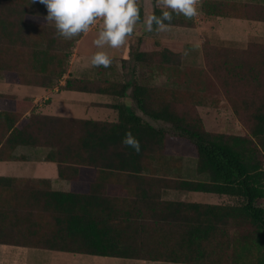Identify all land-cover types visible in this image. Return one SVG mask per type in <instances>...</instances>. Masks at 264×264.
Returning a JSON list of instances; mask_svg holds the SVG:
<instances>
[{"label": "trees", "instance_id": "obj_1", "mask_svg": "<svg viewBox=\"0 0 264 264\" xmlns=\"http://www.w3.org/2000/svg\"><path fill=\"white\" fill-rule=\"evenodd\" d=\"M104 0H0V77L6 82L68 90L111 93L116 85L101 77L67 76L75 41L40 17L76 18L74 3L98 7ZM262 5L247 1L203 0L208 15L264 19ZM69 7V8H68ZM93 11V10H92ZM116 17L141 21L144 8L120 0ZM91 14L76 19L87 20ZM152 32L164 25L191 26L176 8L156 5ZM142 37L132 56L148 61ZM154 55L164 66H178L182 43L154 41ZM227 54L231 61H219ZM207 74L226 92L246 134L211 132L197 116L188 119L180 99L153 100L134 96L141 111L113 104L115 120L46 114L33 98L0 91V160L14 159L20 145L47 147L69 190L52 187L51 179L0 175V242L104 256L195 264H264V45L205 48ZM152 59L149 61L151 62ZM108 59L97 62L100 69ZM153 63V62H152ZM194 74V70H189ZM124 88L125 84H122ZM137 85L134 86V91ZM117 95H123L118 91ZM203 104L198 101L196 104ZM154 120L170 123L157 127ZM191 155L206 179L157 174L155 161ZM81 166L95 168L92 179ZM119 187L123 192L111 191ZM227 194L238 203L166 199V189ZM251 223L261 230L253 243L237 229ZM256 251V256L247 262Z\"/></svg>", "mask_w": 264, "mask_h": 264}, {"label": "rangeland", "instance_id": "obj_2", "mask_svg": "<svg viewBox=\"0 0 264 264\" xmlns=\"http://www.w3.org/2000/svg\"><path fill=\"white\" fill-rule=\"evenodd\" d=\"M202 1L198 0L196 3H189L187 0H157L156 5H163L166 7L176 8L178 11L182 12L188 20L192 22L191 26H178V25H164L158 31L152 32L149 25V19L145 20L143 18V24L141 26V35L131 41L132 48L134 51L139 45V38L142 37L144 40L145 47L150 50V56H148V61L137 62L134 60L132 54L127 56L126 60L123 62L128 65L134 64L133 70L126 71L124 76L126 80H135V82L145 81L152 82L150 85V90L156 94V98L153 100L154 105L161 104L162 101L180 99L177 104L186 109V114L188 119L191 120L197 116H200L204 125V128L211 132H222L226 134H246V128L242 123L241 119L233 110L226 92L223 90L219 81H216L214 77L210 78H199L196 76L198 71L204 70L201 74H207L209 66L206 64L205 59V48L206 46L210 49L213 46L225 49V47H236L244 48L250 43H258L259 45H264V19H247V18H234V17H221L208 15L202 10ZM230 1H247L255 5H262L264 7V0H230ZM114 3V2H113ZM112 3V4H113ZM155 5V6H156ZM78 5L74 3L70 9L72 15L83 16L91 14L92 16L98 13L112 14L113 17L116 13L112 5L101 4L98 7ZM69 8V7H68ZM93 10V11H92ZM262 15H264V8ZM91 15L89 16L92 17ZM76 17V18H77ZM76 18H64V17H40L42 21L57 26L60 28L62 36L66 39H72L70 36L74 35V28H72L71 20ZM133 23H129L128 28H132ZM76 30H80L79 27ZM77 32V31H76ZM77 34V33H76ZM69 36L70 38L66 37ZM116 39V37H115ZM178 40L182 43V56L181 62L178 66L173 65L164 66L161 56L154 55L155 45L154 41L161 40ZM123 37H118L116 43L118 45L122 44ZM127 51L125 50L124 53ZM114 56H119L118 52L113 54ZM99 58L91 61H85L84 63L89 65L90 68H96L97 62H102L104 59V54L100 51L98 54ZM120 57V56H119ZM71 61L73 55L71 54ZM152 59L151 62H149ZM219 61L225 63L226 61H231V58L227 54H222ZM81 60L75 58L74 65L79 63ZM153 62V63H152ZM73 64V63H69ZM73 65V66H74ZM93 66V67H92ZM130 66V65H129ZM68 67V66H67ZM68 69V68H67ZM194 70V74L189 72ZM87 76V73L85 74ZM90 75V73L88 74ZM62 79V78H61ZM0 91L24 94L29 93V97L35 99L36 96L30 94L31 87L27 85L13 84L6 82L0 77ZM86 99V96L84 95ZM88 98V97H87ZM36 108L39 111H44L48 113H54L59 115H73L83 118H96L103 117L104 110L87 108L86 101H77L72 97H66L65 100H61L60 97L56 96L52 99L51 103L48 105V99L45 97H40L37 99ZM61 100V101H60ZM198 101H203V104H196ZM35 103V102H34ZM139 112V111H138ZM141 113V111H140ZM144 118L149 119L157 127H169L170 123L164 122L162 120H154L147 116ZM30 157V162H15L12 170L9 174L20 173V167L28 165L32 167V170H42L48 175H51L52 168L39 166V158L42 153L47 151V147H33L29 145L21 146ZM260 158L264 162V151H260ZM196 158L191 155H173L167 156V158L162 161H155L153 167L157 168L158 175H164L168 177H198L196 175ZM184 167V168H183ZM183 168V170H182ZM86 169L82 173V177L86 178ZM92 171H89V175ZM93 176V175H92ZM111 191L113 193L123 192L119 187H112ZM164 192L170 193V198H176V195L188 194L190 199H196L200 202H220V203H238L241 201L239 197H235L227 194H211L209 192H192V191H180L176 189H166ZM257 204L264 206V198H259ZM239 234H247L250 236V242L255 241V237L261 233V230L257 228L256 225L251 223H244L237 229ZM11 254L19 256V260L16 264H112L113 260H118L121 264H142L135 259H119L116 258H95L91 255L71 253L64 251H55L50 249L42 248H31V247H19L12 246ZM15 248V249H13ZM256 256V251L250 255L248 263L253 260ZM103 258V259H102ZM13 261V260H9ZM105 262V263H104Z\"/></svg>", "mask_w": 264, "mask_h": 264}, {"label": "crops", "instance_id": "obj_3", "mask_svg": "<svg viewBox=\"0 0 264 264\" xmlns=\"http://www.w3.org/2000/svg\"><path fill=\"white\" fill-rule=\"evenodd\" d=\"M79 1L84 2V0H79ZM156 1L157 0H130L131 4H137L143 6L144 19L145 20L149 19L150 27L153 24L152 15L156 5ZM119 2L120 0H104L102 4L112 5V7L115 10L117 9ZM111 15L106 13H98L97 15H94L87 20H79V19L71 20L70 25H72V28L75 29L74 35L70 36L75 41L72 52L73 59L72 61L70 60V63L73 64H70L68 66L66 73L64 74L62 79H60V84H65L66 77L69 75L76 77H101L111 81H115L116 85L113 87L114 92L112 91L111 93L109 92L97 93V92L68 90L60 87L59 85L53 87L27 85L31 87L30 94L36 96V98L33 99L35 105L38 101L37 99L40 97H45V99H48L49 102L48 105H49L52 99L56 96L60 97L61 100H65L66 97L70 96L72 97V99L74 98L79 102L80 101L83 102L87 100V102H85L87 104V108H86L87 110L89 108L104 110L103 117H96L92 119L115 120L118 117V113L116 109L113 107V104L124 102L127 104L129 109H135L137 112L138 111L140 112V110L137 107V103L136 100L134 99V96L137 97L141 96V98L146 99L147 104L148 103L150 104L152 100L156 98V94L149 88L150 85L153 84L152 82H145V81L135 82V80H132L131 82L130 79L126 80L124 76L122 77L120 75L126 73V71L133 70L134 64H130L131 61L129 60L128 65H126V63L123 62V60H126L130 52H134L132 51L133 48L131 41H134L141 35L142 33L141 26L143 24V20L137 21L136 19H128L127 17H116L115 15L112 17ZM129 23H133L134 27H132L131 29L126 27L128 26ZM77 27H79L81 31L76 30ZM65 36L70 38L67 35ZM118 37H123L121 45H118L116 43ZM125 50L127 51L126 53H124ZM100 51L105 56L103 59H108L109 63L105 64L100 69L97 66L96 68H90L89 65L84 63L85 61H91V60H95L96 58H99L98 54ZM114 52L115 53L118 52L120 57L114 56L113 55ZM75 58H79L81 60L79 65L77 63L74 65ZM86 73L87 76L85 75ZM89 73L90 75H88ZM122 84H125L126 87L124 88L123 86H121ZM135 85H137V88L134 91ZM118 91H123L124 94L123 95L113 94ZM17 95L18 97L22 98L24 96H28L29 93L17 94ZM84 95L86 96V99L84 98ZM40 112L46 114L59 115V114L45 112V109L44 111H40ZM61 116L79 117L73 115L71 116L61 115ZM79 118H83V117H79ZM21 146L23 145H20L15 149L14 159L0 160V175L50 178L53 188L58 190L70 189V181L61 178L59 176L57 163L55 161L46 160L45 156L49 150L48 148L47 151L42 153V155L39 157L42 158L43 160L37 163H39V166L41 165L44 168L46 167L52 168L51 175H48V173H45L40 169L32 170L31 165L30 167L28 165L20 167L19 174H17L16 171L15 174L13 173L9 174L10 170L15 168L13 166L15 162H20V161L30 162L29 155L24 150H22ZM37 147H41V146H37ZM84 169H86L85 172L86 178L82 177V173H81V177L83 179H92L95 175L96 169L89 166H81V172H83ZM89 171H92L91 175H89ZM196 173L198 177H185V178L198 179V180L206 179V176L204 174H199L197 170ZM192 192H200V191H192ZM115 194H119V193H115ZM211 194H216V193H211ZM170 195H171L170 193L164 192L163 197L166 199L196 201V199H190L188 194L176 195L177 196L176 198H170ZM216 196H218V194H216ZM211 203H218V202H211ZM12 246L28 247V246H20V245H13V244L0 242V264H16V261L20 259L18 254L17 255L11 254L12 248L9 247ZM31 248H38V247H31ZM42 249H46V248H42ZM50 250H54V249H50ZM55 251H61V250H55ZM64 252H70V251H64ZM71 253L87 254L95 258L111 257V258L119 259L120 261H122L121 259H135V258H127V257L96 255V254L82 253V252H71ZM9 260H13V261H9ZM135 260L141 262L142 264H195V263H185V262H172L165 260H147V259H135ZM112 264H121V263L118 260H113Z\"/></svg>", "mask_w": 264, "mask_h": 264}, {"label": "built area", "instance_id": "obj_4", "mask_svg": "<svg viewBox=\"0 0 264 264\" xmlns=\"http://www.w3.org/2000/svg\"><path fill=\"white\" fill-rule=\"evenodd\" d=\"M189 3H196L198 0H187Z\"/></svg>", "mask_w": 264, "mask_h": 264}]
</instances>
